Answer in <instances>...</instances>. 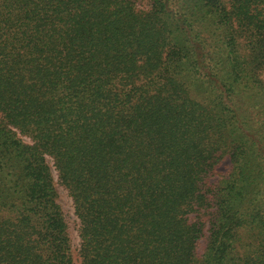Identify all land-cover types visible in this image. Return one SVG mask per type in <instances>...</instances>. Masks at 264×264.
Here are the masks:
<instances>
[{
    "label": "trees",
    "instance_id": "obj_1",
    "mask_svg": "<svg viewBox=\"0 0 264 264\" xmlns=\"http://www.w3.org/2000/svg\"><path fill=\"white\" fill-rule=\"evenodd\" d=\"M59 187L80 264H264V0H0V264Z\"/></svg>",
    "mask_w": 264,
    "mask_h": 264
},
{
    "label": "rangeland",
    "instance_id": "obj_2",
    "mask_svg": "<svg viewBox=\"0 0 264 264\" xmlns=\"http://www.w3.org/2000/svg\"><path fill=\"white\" fill-rule=\"evenodd\" d=\"M144 2V1H142ZM140 2V3H142ZM143 4V3H142ZM230 162L228 159H224V161L221 163V165L219 166V170L220 171H226L229 168ZM59 201L61 206L63 207V209L69 214V221H70V225H69V233L71 235L72 238V244L74 247V264H80V257L77 254V244H78V236H77V231L76 228L77 224L74 221V215L73 213V204H72V200L71 197L67 194L65 189H62V187H59ZM203 248V247H201ZM202 250V249H201Z\"/></svg>",
    "mask_w": 264,
    "mask_h": 264
}]
</instances>
